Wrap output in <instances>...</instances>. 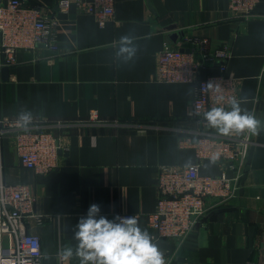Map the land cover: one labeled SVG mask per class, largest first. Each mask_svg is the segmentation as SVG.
<instances>
[{
    "label": "crops",
    "instance_id": "crops-1",
    "mask_svg": "<svg viewBox=\"0 0 264 264\" xmlns=\"http://www.w3.org/2000/svg\"><path fill=\"white\" fill-rule=\"evenodd\" d=\"M26 1L55 18L59 49L21 50L13 66L0 67V117L27 114L34 123L47 121L44 126L68 149L59 153L57 169L38 176L20 165L7 138L0 178L29 187L35 196L44 222L29 221V232L51 257L42 264H60L57 252L75 249V226L90 205H99L110 220L124 213L149 215L156 208L160 169L198 163L196 151L181 146L200 128L190 116L196 86L158 81L165 44L188 52L184 38L198 37L228 46L227 75L235 79L239 98L247 97L241 108L264 122V1L243 19L230 12L228 0H115L104 27L75 3L63 12L61 0ZM123 36L135 48L131 58L120 52ZM219 74L213 64L201 72L203 78ZM199 170L220 174L211 160L200 162ZM211 204L185 241H156L161 253L171 264H257L264 234V129L254 136L236 197Z\"/></svg>",
    "mask_w": 264,
    "mask_h": 264
},
{
    "label": "built area",
    "instance_id": "built-area-1",
    "mask_svg": "<svg viewBox=\"0 0 264 264\" xmlns=\"http://www.w3.org/2000/svg\"><path fill=\"white\" fill-rule=\"evenodd\" d=\"M264 0H228V7L237 17L249 19L256 7ZM75 3L94 16L100 27H104L114 15L115 0H61L58 9L65 12ZM55 18L41 7L30 6L26 0H0V67H11L16 63L21 50H33L44 46L57 51ZM190 45L188 52L172 49L165 44L159 54L157 79L165 83H191L196 93L191 104L190 116L200 128L193 135L183 138L181 146L196 151L198 163L186 167H162L156 179L157 203L149 215L135 216L145 224L153 237L185 241L197 222L211 208L236 197L240 179L247 161L250 147L254 143L251 133H233L230 136H215L208 130L203 113L221 100L227 110L232 97L239 98L235 79L227 75L231 58L228 46H215L207 38L185 37ZM217 65L220 74L214 77L201 76L209 65ZM95 121H98L97 117ZM45 123L47 121H44ZM28 120L25 126L20 119L0 117V177L2 173V144L12 139L15 153L22 167L35 175H47L59 166V153L67 145L51 130ZM219 156L216 164L220 168L217 176L201 175L200 162ZM35 196L25 185H8L0 178V264H42L41 240L29 232V221L43 224V216L35 211ZM7 239V246L4 245ZM164 256L165 264L171 258Z\"/></svg>",
    "mask_w": 264,
    "mask_h": 264
},
{
    "label": "clouds",
    "instance_id": "clouds-1",
    "mask_svg": "<svg viewBox=\"0 0 264 264\" xmlns=\"http://www.w3.org/2000/svg\"><path fill=\"white\" fill-rule=\"evenodd\" d=\"M132 41L128 36L121 37V53H127L131 58L135 48L128 47ZM247 102V97H232L230 110L216 101L217 106L211 107L203 113L208 126L219 134L230 136L233 133L244 132L257 135L264 129V122L258 119L254 112L242 109L241 104ZM20 120L25 126L29 120L27 114H22ZM218 154L211 158V162L218 160ZM101 208L97 204L89 206L86 216L81 217L75 226L74 239L78 242L75 249L65 246L56 254L60 264H69L75 257L79 264H165V259L158 246L153 243V237L147 229H142L135 216H115L108 219L101 215ZM42 260H50L47 252L41 256Z\"/></svg>",
    "mask_w": 264,
    "mask_h": 264
},
{
    "label": "rangeland",
    "instance_id": "rangeland-1",
    "mask_svg": "<svg viewBox=\"0 0 264 264\" xmlns=\"http://www.w3.org/2000/svg\"><path fill=\"white\" fill-rule=\"evenodd\" d=\"M257 264H264V234L262 236L261 242L259 244V249L257 251Z\"/></svg>",
    "mask_w": 264,
    "mask_h": 264
},
{
    "label": "water",
    "instance_id": "water-1",
    "mask_svg": "<svg viewBox=\"0 0 264 264\" xmlns=\"http://www.w3.org/2000/svg\"><path fill=\"white\" fill-rule=\"evenodd\" d=\"M182 51H185V50H182ZM186 52H187V50H186ZM6 69H8V67H5Z\"/></svg>",
    "mask_w": 264,
    "mask_h": 264
}]
</instances>
